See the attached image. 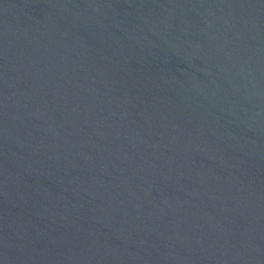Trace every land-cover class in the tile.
I'll return each mask as SVG.
<instances>
[{"label":"water","instance_id":"obj_1","mask_svg":"<svg viewBox=\"0 0 264 264\" xmlns=\"http://www.w3.org/2000/svg\"><path fill=\"white\" fill-rule=\"evenodd\" d=\"M0 264H264V0H0Z\"/></svg>","mask_w":264,"mask_h":264}]
</instances>
